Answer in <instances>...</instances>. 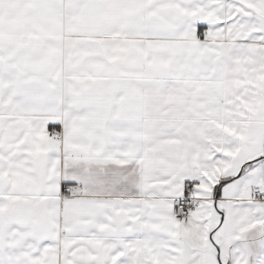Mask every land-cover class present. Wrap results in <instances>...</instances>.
<instances>
[{"label": "snow or ice", "instance_id": "obj_1", "mask_svg": "<svg viewBox=\"0 0 264 264\" xmlns=\"http://www.w3.org/2000/svg\"><path fill=\"white\" fill-rule=\"evenodd\" d=\"M0 264H264V0H0Z\"/></svg>", "mask_w": 264, "mask_h": 264}]
</instances>
